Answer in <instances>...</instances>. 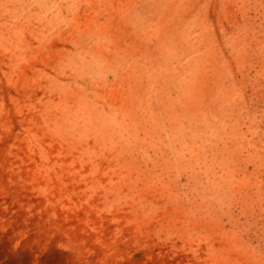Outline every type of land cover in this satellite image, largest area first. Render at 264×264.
<instances>
[{"label": "rangeland", "instance_id": "rangeland-1", "mask_svg": "<svg viewBox=\"0 0 264 264\" xmlns=\"http://www.w3.org/2000/svg\"><path fill=\"white\" fill-rule=\"evenodd\" d=\"M0 264H264V0H0Z\"/></svg>", "mask_w": 264, "mask_h": 264}]
</instances>
